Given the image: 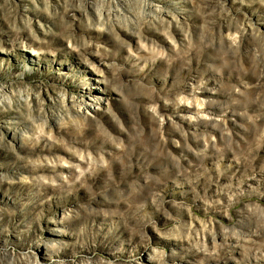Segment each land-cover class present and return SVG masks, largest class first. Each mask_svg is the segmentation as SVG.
Here are the masks:
<instances>
[{
  "label": "rangeland",
  "instance_id": "rangeland-1",
  "mask_svg": "<svg viewBox=\"0 0 264 264\" xmlns=\"http://www.w3.org/2000/svg\"><path fill=\"white\" fill-rule=\"evenodd\" d=\"M0 264H264V0H0Z\"/></svg>",
  "mask_w": 264,
  "mask_h": 264
}]
</instances>
